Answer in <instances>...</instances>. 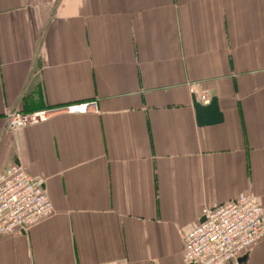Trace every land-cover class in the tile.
<instances>
[{"label":"crops","instance_id":"crops-1","mask_svg":"<svg viewBox=\"0 0 264 264\" xmlns=\"http://www.w3.org/2000/svg\"><path fill=\"white\" fill-rule=\"evenodd\" d=\"M192 83L221 122L196 124ZM16 161L54 213L0 236V264H184L203 206L264 205V0H0V170Z\"/></svg>","mask_w":264,"mask_h":264},{"label":"built area","instance_id":"built-area-1","mask_svg":"<svg viewBox=\"0 0 264 264\" xmlns=\"http://www.w3.org/2000/svg\"><path fill=\"white\" fill-rule=\"evenodd\" d=\"M198 85L189 91L198 100L208 97ZM95 103L65 108H42L31 112L10 110L7 127L17 129L47 120L57 111L88 112ZM54 207L45 182L19 164L0 170V236H9L18 229L27 230L49 219ZM202 221L184 236V264H240L241 254L264 238V205L256 196L244 194L214 207L203 206Z\"/></svg>","mask_w":264,"mask_h":264},{"label":"water","instance_id":"water-1","mask_svg":"<svg viewBox=\"0 0 264 264\" xmlns=\"http://www.w3.org/2000/svg\"><path fill=\"white\" fill-rule=\"evenodd\" d=\"M191 101L195 111L196 124L198 126L216 124L222 121V113L219 110L216 96L210 97L207 103H203L192 94ZM15 163L18 164L17 161ZM202 219L203 217L199 222H201Z\"/></svg>","mask_w":264,"mask_h":264}]
</instances>
